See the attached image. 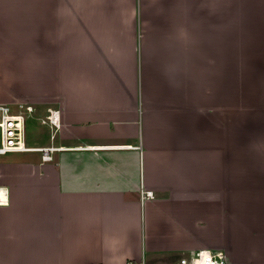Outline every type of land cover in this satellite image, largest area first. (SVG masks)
Masks as SVG:
<instances>
[{"label":"crops","instance_id":"crops-1","mask_svg":"<svg viewBox=\"0 0 264 264\" xmlns=\"http://www.w3.org/2000/svg\"><path fill=\"white\" fill-rule=\"evenodd\" d=\"M261 48L264 0H0V95L62 81L1 157L0 264H264Z\"/></svg>","mask_w":264,"mask_h":264},{"label":"built area","instance_id":"built-area-1","mask_svg":"<svg viewBox=\"0 0 264 264\" xmlns=\"http://www.w3.org/2000/svg\"><path fill=\"white\" fill-rule=\"evenodd\" d=\"M33 108L26 106L23 110L13 112L8 105L0 104V157L10 153H26L33 149L26 145V122L33 114ZM44 125L58 127L60 116L57 112L49 110ZM43 160H51L49 153L52 149H44ZM151 193H146V196ZM8 204L7 191L0 187V206ZM180 264H228L224 253H213L209 250L195 252L191 259H183Z\"/></svg>","mask_w":264,"mask_h":264},{"label":"rangeland","instance_id":"rangeland-1","mask_svg":"<svg viewBox=\"0 0 264 264\" xmlns=\"http://www.w3.org/2000/svg\"><path fill=\"white\" fill-rule=\"evenodd\" d=\"M253 57L256 56L257 61L264 60V48L261 49H252L251 53H249ZM255 71L259 70V64L254 65ZM238 69V67H237ZM40 82V83H38ZM42 82V84H41ZM62 81L54 80V79H44L43 81H28V83H31V89L37 88V86L41 85V92L43 94V97H38V99H35L31 96H15V95H9V96H2L0 95V102H5L7 104H10L12 107L13 112L21 111L25 108V105H35L37 108L43 110L42 118L44 119L46 117V110L48 108H54L53 106L49 105L50 103H54L57 96H48L46 93H50L52 89H55L58 87V85ZM3 81L0 80V94H2V88H3ZM29 89V88H28ZM19 105V106H18ZM21 105V106H20ZM24 105V107L22 106ZM241 112L240 110H238ZM36 114V113H35ZM34 114V115H35ZM32 118V117H31ZM27 132H28V140L30 141H36V142H44L46 140H49L50 143V129L47 126L42 125L41 120H34V119H28L27 120ZM22 154H12L7 156L8 158H17V157H23ZM4 158V157H3ZM2 158L0 157V160ZM192 258V257H191Z\"/></svg>","mask_w":264,"mask_h":264}]
</instances>
